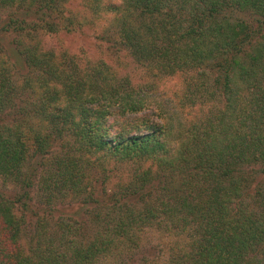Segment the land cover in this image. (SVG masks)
Returning a JSON list of instances; mask_svg holds the SVG:
<instances>
[{"label":"trees","instance_id":"16d2710c","mask_svg":"<svg viewBox=\"0 0 264 264\" xmlns=\"http://www.w3.org/2000/svg\"><path fill=\"white\" fill-rule=\"evenodd\" d=\"M54 1L0 8L39 3L64 17ZM82 1L112 14L107 38L150 79L182 76L181 105L207 111L177 116L174 129L153 84L132 86L104 60L81 65L34 39L10 50L13 63L0 60V181L17 192L0 190V264H102L147 229L175 238L168 264H264V34L235 15L264 17V0ZM16 12L0 34L25 30ZM108 164L135 167L108 188ZM34 188L47 204L74 196L79 218L25 244Z\"/></svg>","mask_w":264,"mask_h":264},{"label":"rangeland","instance_id":"374dc122","mask_svg":"<svg viewBox=\"0 0 264 264\" xmlns=\"http://www.w3.org/2000/svg\"><path fill=\"white\" fill-rule=\"evenodd\" d=\"M108 1L102 0V3L107 5ZM112 3L119 4L120 1L114 0ZM38 5L39 3H36L31 10L27 11L25 8H21L18 13L10 7L0 8L1 20H5L9 15L16 12L22 21L21 26L25 27V30L19 32L0 34V60L5 62L7 60L6 63L11 65L13 62L10 57L12 53L10 50L17 48L19 44L29 46L31 39H34L41 51L52 52L56 55L66 53L74 57L81 65L104 60L109 66L118 69L120 75L127 76L132 86H141L146 81L153 84L152 101L158 108L161 107L164 113H167V118L173 117L169 122L171 125L173 124L174 129L178 127L177 116L181 120L182 118L193 120L195 117L201 118L206 113L205 107L199 109L197 106L191 108L181 105L185 87L182 76L174 75L153 81L149 78V70L136 66L132 59L127 56L126 51L117 48L114 43H118V41L114 35L107 38L106 31L110 26L109 20L112 18V14L106 13L105 16L102 15L99 18L100 15L89 11L88 6L82 0H64V2L55 0L52 5L62 7L65 12L64 17H57L48 13V10L40 12L41 8L36 7ZM235 15L248 23L251 28H254V32L258 33L259 38L263 36L264 17L252 10ZM43 21L51 24L43 26ZM53 24L54 27H52ZM55 27L57 31L53 32L56 30ZM102 37H105L106 40H101ZM18 66H20L19 63L17 67L12 68L13 72L20 71ZM65 140H69V137ZM57 151L58 148H55V152ZM89 160L93 163L94 158L91 157ZM113 165L108 164L106 167L105 175L109 177L108 188L114 187L118 182H123L127 178L128 171L135 167L132 164H127L124 167ZM139 166L148 167L151 164L147 162ZM97 172V168L90 169L91 177L89 178L94 179ZM0 190L7 193L17 192V189L10 185L8 179L0 181ZM76 200L73 196L64 201L60 199L47 204L44 195L34 188L30 202L33 212H28L29 215L26 216L27 236L23 239L24 243H35L36 240H30L31 237H34L35 230L48 232L59 228L55 226L56 223H60L61 227V219H78V200ZM52 207L58 211H55L54 217L50 218L49 211L52 210ZM175 246L176 240L172 236L156 232L154 229H147L140 233V243L137 248L129 249L128 246L120 244L113 255L102 264H168L171 250Z\"/></svg>","mask_w":264,"mask_h":264}]
</instances>
